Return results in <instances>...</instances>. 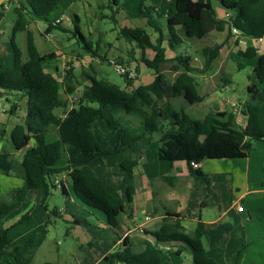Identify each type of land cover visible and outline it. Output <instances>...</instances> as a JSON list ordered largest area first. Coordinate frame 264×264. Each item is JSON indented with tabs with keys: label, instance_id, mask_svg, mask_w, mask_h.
Wrapping results in <instances>:
<instances>
[{
	"label": "trees",
	"instance_id": "obj_1",
	"mask_svg": "<svg viewBox=\"0 0 264 264\" xmlns=\"http://www.w3.org/2000/svg\"><path fill=\"white\" fill-rule=\"evenodd\" d=\"M62 1L26 0L15 8V21L9 38L13 64L7 69L0 64V100L3 99L2 102L10 106L8 113L15 114L18 102L22 99L26 102L25 116L22 123L17 124L10 132V143L15 151L27 149L31 141L35 143L34 147L25 151L20 162L23 170L22 185L12 190L8 199L0 200V258L10 243L8 234L12 228L4 227L6 217L20 208L30 191L43 189L48 192L49 188H55V184L51 183L54 175L67 173L75 198L87 208L101 212L106 219V228L118 232V218L131 204L133 188L124 185L121 190H117L104 183L89 168L90 163L128 151L133 142L146 136L151 142L150 135L160 133L157 142L158 159L168 163L186 162L191 175L205 178L199 169L191 168L190 162L199 165L206 159H244L253 150L255 142L264 141V55L257 59L252 72L260 88L256 85L247 86V93L256 104L247 105L243 111L247 116L244 127H237L233 115L226 112L208 114L199 120L192 119L182 107H174L171 101L181 99L185 106L201 101L196 75L201 76L211 68L222 45L203 49L205 62L201 70L191 66V57L188 55L179 54L167 60L163 33L159 21L154 17L155 6L152 5V0H141L138 11L140 17L146 20L147 26L158 34L155 43H151L149 36L141 28H121L119 35L128 43L135 42L141 49L149 48L154 52L151 60H140L154 71L153 81L128 92L107 80L90 78V84L83 88L75 107L62 118L57 117L54 111L63 105L59 98L60 88L63 87L66 95H72L79 81L70 69L65 72L62 82L44 71L43 62L52 59L54 54L38 53L28 27L33 19H39L48 25L45 32L57 28L65 31L59 24L52 25L48 21L50 14L57 10ZM218 1L231 13L226 21L216 18L210 0H174L169 5L166 19L168 47L174 50L183 44L184 39L199 40L212 30H222L227 25L228 33L235 30L241 37L248 39L244 55L250 54L253 51L250 41L264 38V0ZM115 3L116 0L111 2L112 5ZM21 31L26 32L25 61H22V53L15 42V35ZM71 33L86 54L97 57L91 42L79 32L77 26H74ZM164 64L176 73L173 82L167 81L162 75L161 66ZM121 77L130 84L126 74ZM217 79L222 88L229 84L224 72ZM117 108L141 118V135L133 137L120 127L113 115ZM97 117L110 131L116 133L117 143L113 149L108 147L107 142H100L94 134L92 124ZM52 133L57 137L48 142L47 138ZM64 154L66 166L55 168ZM136 165L135 160H126L119 167L120 171L130 176ZM12 168L13 155L6 148L0 150V174L9 176ZM59 186L61 194L67 196L65 187L62 184ZM28 219L29 215H24L13 227ZM73 223L90 226L86 221L76 218ZM46 235L45 226L39 233L11 250L12 262L2 264H30ZM151 236L154 242L145 241L139 253L132 250L129 238L125 236L121 248L105 256L103 260L108 264H164L169 255H177L179 251L163 250L159 246L180 243L189 250L193 264H218L207 256L202 232L195 229L186 233L178 220L164 219L159 231L151 233Z\"/></svg>",
	"mask_w": 264,
	"mask_h": 264
},
{
	"label": "crops",
	"instance_id": "obj_2",
	"mask_svg": "<svg viewBox=\"0 0 264 264\" xmlns=\"http://www.w3.org/2000/svg\"><path fill=\"white\" fill-rule=\"evenodd\" d=\"M10 1H14L18 7L20 3H25L26 0H0V10H6L7 5L5 3ZM67 1L77 3L82 10L84 5L87 7L93 5L98 9H103L105 7L110 8L112 12L110 20L119 28V30L121 28H141L147 33L152 44L155 43V40L158 37V34L147 26L146 20L140 17L139 11L136 15H128L121 8V2L118 0H116L117 3L113 5L111 2H114L115 0H104L100 3L98 2L99 0H63L59 6L62 8L61 12L54 17L49 16L48 21L52 25L59 24V26L65 31L68 30V28H64L62 23L64 21L63 17L68 8L66 7L68 3ZM164 1L166 2L168 9L162 11L160 8L155 7V12L157 11L160 16V19L157 20L160 23L163 33V46L166 48L165 57L167 60H170L176 55H179L175 49L171 50L167 44L168 33L166 29V19L169 15V5L174 0ZM210 1L214 8L216 18L218 20L226 21L228 15L231 13L226 11L218 0ZM105 2L107 5H104ZM83 14V17L87 18L85 17L84 11ZM92 18L94 24L99 20L95 13L92 15ZM101 18H104V16H101ZM68 20L72 23L73 30L74 26H76L74 24L81 22L80 16L75 13V11H72L68 15ZM3 24V20L0 19V64L7 69L13 64L12 50L9 44L11 33L9 37H3ZM85 24L87 25L86 19ZM47 28V23L39 19H33L28 27V30L33 36L34 44L38 53L40 55L54 54L52 59L43 62L42 66L44 71L51 74L59 82L63 81L65 72L69 69L73 71L77 78L80 76L84 78L83 83H79L72 95H66L63 87L60 88L59 98L63 102V105L55 109L54 114L57 117L62 118L67 111L75 107L82 94L83 88L90 84V78L109 81L107 79L108 71L116 72V65L135 66L134 78L128 79L130 80V84H127L124 81V89L128 92L139 85L150 84L155 77L154 71L140 62L141 58L151 60L154 57V52L149 48L141 49L135 42H126L120 37L119 32L116 34L113 42L104 38L103 32H100V29L98 28L96 30L92 28L86 29L85 32L87 33V38L79 30V32L91 42L93 50L96 51L97 57H92L89 54L77 52V42L75 41V44L71 41L73 38L72 33L70 37L63 41L59 40L57 36L54 35L55 29L45 32ZM113 30L115 31L116 28L110 29V31ZM228 32V27L225 25L224 29L212 30L206 35L209 44L212 45L210 47H213L214 45H222L219 55L212 62V65H214L215 62L218 63V68L222 67L224 73L225 71L229 72V69L232 71L241 70L245 65L242 62V59L254 62L255 66L257 59L264 55V38L251 40L250 43L253 47V51L248 55H244L247 45L249 44L248 39L241 37L235 30H232L230 33ZM17 34L23 41V45L22 47H19V49L22 53V61H25L26 32L21 31ZM17 34L15 35V42ZM48 44L54 46L56 50L49 51ZM181 55H188L191 57L188 52ZM100 57L105 58V60H101ZM132 57L134 59H131ZM134 60H137L138 62ZM204 62V59L201 63L191 57V66L195 69L201 70L204 66ZM212 65L203 75H196L198 76L197 79L199 77H205L202 81L209 79L210 75L208 74L212 69ZM161 72L167 81H174L176 73L172 72L168 65H162ZM217 74H212V77ZM226 77L230 83L231 81L227 74ZM219 81L220 80H218V83L213 90L207 91V89L204 88L201 94L198 92L201 96V101L198 104H195L194 107L192 105V108H190L191 113L202 117L216 112L231 113L233 115L234 124L237 127H244L247 123V116L243 111L246 110L247 105L256 104V102L251 99V96L248 93L247 100L240 105L236 104L235 99H229V101L224 100L222 94L218 91L219 88H222ZM248 85H256L260 88V85L255 78L254 81L249 80ZM224 88L227 89L228 85ZM14 99H17V97ZM2 101L3 99L0 100V150L6 148L13 155V168L9 176L0 175L10 179H18L20 182L19 186H21L23 170L20 166V162L25 151L34 147L35 143L31 141L27 149L15 151L10 143L9 135L17 124L22 123L26 112V102L25 99L19 101L18 110L15 114L10 115L8 113L10 106ZM171 103L176 108H180L183 105L181 99H174ZM113 115L120 127L131 136L137 137L142 134L143 126L141 125V119L133 116L136 114H126L121 108H117L114 110ZM97 120L102 121L98 117L94 120L92 130L95 135L94 125ZM160 136V133H153L150 135L151 142H149V137L146 136L133 142L130 150L114 155L115 157H123V155H126L125 160H135L137 162V165L132 169L130 176L126 173L118 175L110 170H105L102 173L97 174L93 170L98 178L104 183L113 186L115 189L121 190L124 185H129L134 191L131 204L126 207L125 212L118 218L119 228L121 229L120 236L114 241L113 248L110 252L114 250L119 242L122 243V239L125 236H128L132 250L136 253L141 252L145 241L154 242L151 233L158 232L162 226L163 220L168 218L178 220L186 233L199 229L202 232L203 245L207 252V256L218 264H264V141L255 142L253 150L249 156L244 159H206L202 161L199 164L198 169L204 174L205 178H201L190 174L186 162L178 161L168 163L158 159L157 142ZM56 137V134L52 133L48 136V139L54 141ZM96 137L100 142L103 141L97 135ZM112 142H114V139ZM116 143L117 136L115 137L113 145H110L109 143L107 144L110 149H113L116 146ZM257 143L259 145H257ZM150 147L152 148L151 152H149ZM256 150L259 154L252 157ZM220 161H237L236 163L239 164L230 166V169H227L228 171L214 169L212 163H218ZM58 162L56 163L55 168L65 167L66 155L61 165H58ZM61 174L64 175V180L66 179V181H69V185H71L72 189L70 177L67 173ZM221 176L225 179L222 182L224 187L222 189L223 191H221V194L216 193L217 198L212 199L210 197L211 189L216 191L220 189L217 187L216 181H218V178ZM59 183L65 187L69 194V190L65 186L64 181L59 180ZM194 190H197L198 194L194 199V203L190 205V201L195 196L193 192ZM11 192L12 190L7 192V198ZM226 192L228 194L227 196L230 197V201H228V199L225 201L221 199L225 197ZM2 196L3 190H0V200H3ZM73 197L75 198L74 194ZM76 202L81 209H85V211L89 212L91 216L94 213L99 212L87 208L77 199ZM240 203H242L244 208L242 212H238L237 209H235ZM206 211H211L213 213L210 214ZM139 213L142 214L143 217H140L138 215ZM65 216L66 219H70L71 223L75 225L73 223L74 217H72V215L65 214ZM68 216L70 218H68ZM138 218L141 219V221L136 223L135 221L138 220ZM96 224L97 225L95 226L97 228L109 230L106 228V219L103 225L97 220ZM130 224L134 225L133 230L136 233L133 237L130 236ZM89 225L93 226L91 224ZM159 247L163 250L179 251V254L177 255H169L164 264H193L191 254L184 245L180 243H168L160 245ZM8 257H10L9 252L6 253L5 249L4 255L0 258V264L8 261ZM104 257L105 255H103V258Z\"/></svg>",
	"mask_w": 264,
	"mask_h": 264
},
{
	"label": "rangeland",
	"instance_id": "obj_3",
	"mask_svg": "<svg viewBox=\"0 0 264 264\" xmlns=\"http://www.w3.org/2000/svg\"><path fill=\"white\" fill-rule=\"evenodd\" d=\"M104 0H99L98 2H103ZM121 2V8L124 10L125 13L128 15H136L138 13V4L141 0H118ZM66 7L67 10L64 15V21L62 26L64 28H68L65 32L61 31L60 29L54 30V35L57 36L59 40L65 41L66 38L71 36L72 23L68 20V15L75 11L80 18L81 22L78 24H74L78 26L80 32L87 38V33L85 32L86 29H100V32H103L104 38L109 41H113L116 37V34L119 32V28L114 25L113 22L110 20V16L112 14L110 8H103L98 9L97 7L90 5L91 7H87L84 5L83 10L77 3L72 1H67ZM89 2V1H88ZM90 3V2H89ZM7 5L6 10H0V19L3 20L2 27L4 28V38L10 36L11 28L13 25V21L15 19V8L17 5L14 1L6 2ZM91 4V3H90ZM104 5H107L105 2ZM152 5L160 8L162 11L167 10L168 6L164 0H152ZM90 8V9H89ZM61 7H58L56 11H54L50 17H54L55 15L61 12ZM85 17L84 18V14ZM88 11V12H87ZM96 14L99 20L96 24H94L92 15ZM104 16V18H101ZM156 19H160L159 13L156 11L154 14ZM85 19L87 20V25L85 24ZM92 22V23H91ZM44 24V23H42ZM116 28L114 31H110V29ZM208 37L206 36L204 39H184L183 44L179 45L175 48L177 54H185L189 53L192 58H195L197 61H203L202 50L206 47L212 46L208 42ZM72 42L76 44L75 39H71ZM23 41L21 37L16 36V44L18 47H22ZM49 51H55L56 48L51 44H48ZM77 52L78 53H85L84 49L81 45L76 44ZM23 51V48H22ZM242 62L245 64L244 67L239 71H232L229 69L225 71L230 79V83L228 84V88H219L218 91L222 94L224 100L235 99L236 104L240 105L244 101L247 100V85L250 81H254L253 77V67L254 62L250 60H243ZM218 63L215 62L212 65V69L210 70L209 74L210 78L207 80L202 81L205 77L198 78V86L197 90L201 94L204 88L209 90H213L218 83L217 78L220 77L221 73L224 72L222 67L218 68ZM219 69V70H218ZM226 69V70H227ZM219 71V72H218ZM218 72V74H217ZM224 73V74H225ZM212 74H217L216 76L212 77ZM225 74V75H226ZM107 79L112 83L118 85L122 89L125 88L124 79L117 74L115 71H108ZM79 83H83L84 78L80 76L78 78ZM195 105H193L194 107ZM184 109L185 114L192 118L199 120L202 118L200 115H193L191 113L192 106H185L184 103L181 106ZM235 113V112H234ZM119 114V113H118ZM139 117L137 114L133 115ZM140 118V117H139ZM141 119V118H140ZM96 135L103 141H106L110 145H113L115 142L116 134L114 131H109L106 125L102 122L97 120L94 125ZM114 139V142H112ZM47 141L50 142L47 138ZM256 145V144H255ZM257 145H259L257 143ZM261 145V143H260ZM258 148V147H257ZM152 148H149V152H151ZM259 153L257 150L253 153V156L258 155ZM65 158V154L62 155V159L58 162V165L63 163ZM126 155L123 157H115L109 156L102 159L101 162H92L89 164V168L94 170L97 174L102 173L105 170H110L111 172L114 171L118 175L125 174L123 171H120V163L126 161ZM224 162V163H221ZM237 161H220L218 163H212L214 169L216 170L221 169L223 171H228L230 166H234ZM224 164V165H223ZM63 180L65 186L69 190V194L64 196L61 194L60 186L58 184L54 185L55 188H49L48 192H45L43 189L39 190H32L28 194V198L26 201L14 212L10 213L4 222L5 228H12L8 234L9 245L6 248V253L9 252L8 261L12 262L11 257V250L23 244L30 236L39 233L41 229L46 226L47 235L41 246L37 249L34 256L32 257L30 264H108L104 261L103 255L109 256L113 251H116L122 246V243L119 242L117 246L114 248L112 252L111 249L113 248V243L119 237V229L118 232L103 230L102 228H97L95 225L96 220L100 223L105 222V217L102 213L96 212L92 216L89 212H86L85 209H81L76 202V199L73 197L71 185H69V181L64 180L63 174L54 175L51 178V183L55 184V181ZM224 177L221 176L218 178L217 187L220 188L218 191L211 189L210 197L212 199L217 198L216 193L221 194L222 189L224 188L222 185ZM205 181V180H204ZM20 182L18 179H10L6 177H2L0 175V190H3V200L7 198V192L13 189H17L20 186ZM205 185V182H204ZM195 196L190 201V205L194 203V199L198 194L197 190L193 191ZM227 192L225 193V197L221 198L223 201L227 200L230 201V197L227 196ZM236 207V206H235ZM238 207L243 208L242 203L238 204L235 209L238 211ZM210 214L213 212L206 211ZM239 212V211H238ZM242 212V211H241ZM57 213V214H55ZM29 215V219L27 221L22 222L20 225L13 227L24 215ZM65 214L72 215V217L79 219L80 221H88V224L93 226H86V225H73L70 219H66ZM140 217H143L142 214H138ZM205 217V216H204ZM207 217V216H206ZM68 218H70L68 216ZM141 219L138 218L135 222H139ZM134 225L130 224V236L133 237L136 233L133 230ZM133 231V232H132ZM6 258V257H5ZM3 261V260H2ZM5 263V262H4Z\"/></svg>",
	"mask_w": 264,
	"mask_h": 264
},
{
	"label": "built area",
	"instance_id": "obj_4",
	"mask_svg": "<svg viewBox=\"0 0 264 264\" xmlns=\"http://www.w3.org/2000/svg\"><path fill=\"white\" fill-rule=\"evenodd\" d=\"M115 70L120 75L126 74L128 79L134 78L135 76V66L134 65L132 66L116 65ZM190 166L194 170L199 168V165L195 162H190ZM55 184L60 185L58 181H55ZM238 211L241 212L243 211V209L241 207H238Z\"/></svg>",
	"mask_w": 264,
	"mask_h": 264
}]
</instances>
